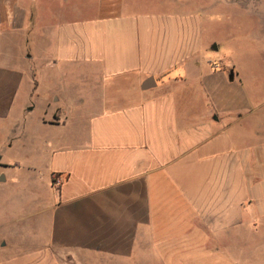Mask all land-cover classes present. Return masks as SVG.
<instances>
[{"label": "crops", "instance_id": "0c3cea01", "mask_svg": "<svg viewBox=\"0 0 264 264\" xmlns=\"http://www.w3.org/2000/svg\"><path fill=\"white\" fill-rule=\"evenodd\" d=\"M66 1L0 0V264L238 252L264 222V52L239 47L264 44V0H230L218 57L207 5Z\"/></svg>", "mask_w": 264, "mask_h": 264}, {"label": "rangeland", "instance_id": "374dc122", "mask_svg": "<svg viewBox=\"0 0 264 264\" xmlns=\"http://www.w3.org/2000/svg\"><path fill=\"white\" fill-rule=\"evenodd\" d=\"M56 1V2H55ZM182 0H142L143 4L145 6L152 5V6H161L164 5V8L168 5L171 9H179L182 8ZM193 2H198L204 5L209 6L212 1L214 0H192ZM217 3V9H221L219 12L217 10H214V8H208L206 6V10L200 11V14L204 16L206 19L204 21L205 28L204 33L206 36L210 38H215L214 44L220 45L221 51L219 52H211L212 55H215L218 57V55L225 54V56H230L231 52V46H230V29H231V17H230V0H215ZM239 1V5L241 8V2ZM263 0H253L252 4L253 6H259L262 3ZM50 4H52V7H50L51 12L55 10V12L59 8H63V6L67 3L66 0H49ZM77 4L80 5V7H83L85 3L84 0H77ZM145 3H148L147 5ZM180 3V5H179ZM91 4V3H90ZM89 4V5H90ZM144 6V7H145ZM150 7V6H147ZM205 12V13H204ZM222 12V13H221ZM221 13V14H220ZM228 15L225 17V15ZM258 16V14H255V18ZM244 19L243 17H240L239 20ZM251 21V20H250ZM251 27L254 30L255 26L253 25L254 20H252ZM247 24V23H245ZM250 27V29H251ZM245 31V30H243ZM216 36V37H215ZM218 37V38H217ZM227 39V42L219 43L218 39ZM241 51L246 52H253V53H263L264 52V44L260 42H252L249 45H240L239 46ZM220 56V55H219ZM226 63H229L227 61ZM241 94V93H240ZM261 101H264V96L262 97ZM22 185L20 184L17 187V192L19 193L18 197H15V202L11 203V213L12 216H20L25 214L24 211L26 210L23 204L22 199H25V195L23 192ZM32 193V192H31ZM17 199H20V203ZM17 203V204H16ZM20 226L23 224V222H19ZM255 235L253 237H237L236 242L239 245L238 252L231 253L230 255L227 254V256H224L222 254V263L219 261V264H264V222L259 221L255 224ZM234 239V238H232ZM245 247V249H244ZM244 249V250H243Z\"/></svg>", "mask_w": 264, "mask_h": 264}, {"label": "water", "instance_id": "95a60500", "mask_svg": "<svg viewBox=\"0 0 264 264\" xmlns=\"http://www.w3.org/2000/svg\"><path fill=\"white\" fill-rule=\"evenodd\" d=\"M151 81H152V80H150V81L147 82V86L150 84Z\"/></svg>", "mask_w": 264, "mask_h": 264}]
</instances>
